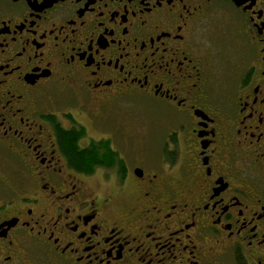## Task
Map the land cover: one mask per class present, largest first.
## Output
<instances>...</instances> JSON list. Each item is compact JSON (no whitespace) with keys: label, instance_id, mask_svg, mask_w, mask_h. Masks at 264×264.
Segmentation results:
<instances>
[{"label":"flooded vegetation","instance_id":"flooded-vegetation-1","mask_svg":"<svg viewBox=\"0 0 264 264\" xmlns=\"http://www.w3.org/2000/svg\"><path fill=\"white\" fill-rule=\"evenodd\" d=\"M0 166V264H264V0H0Z\"/></svg>","mask_w":264,"mask_h":264},{"label":"trees","instance_id":"trees-1","mask_svg":"<svg viewBox=\"0 0 264 264\" xmlns=\"http://www.w3.org/2000/svg\"><path fill=\"white\" fill-rule=\"evenodd\" d=\"M67 142H68L69 146L71 145V147H72V145H74L70 138L67 140ZM71 149H72L71 150L72 154H74V157H76V159L80 162V164H84L87 159L93 158V154H86V153L80 154V153H77L75 148H71Z\"/></svg>","mask_w":264,"mask_h":264},{"label":"rangeland","instance_id":"rangeland-1","mask_svg":"<svg viewBox=\"0 0 264 264\" xmlns=\"http://www.w3.org/2000/svg\"><path fill=\"white\" fill-rule=\"evenodd\" d=\"M0 171L3 173H6V170H5V168H3V166H0Z\"/></svg>","mask_w":264,"mask_h":264}]
</instances>
